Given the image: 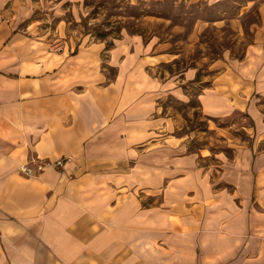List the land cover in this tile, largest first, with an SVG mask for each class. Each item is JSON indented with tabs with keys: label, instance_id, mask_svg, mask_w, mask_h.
I'll return each mask as SVG.
<instances>
[{
	"label": "crops",
	"instance_id": "0c3cea01",
	"mask_svg": "<svg viewBox=\"0 0 264 264\" xmlns=\"http://www.w3.org/2000/svg\"><path fill=\"white\" fill-rule=\"evenodd\" d=\"M79 3L0 0V264H264V0L244 2L261 24L210 88L197 68L157 72L171 60L138 37L107 50L112 80L104 43L44 57L31 36L67 29ZM169 100L242 115L249 139L190 151ZM31 155L64 165L26 178Z\"/></svg>",
	"mask_w": 264,
	"mask_h": 264
},
{
	"label": "rangeland",
	"instance_id": "374dc122",
	"mask_svg": "<svg viewBox=\"0 0 264 264\" xmlns=\"http://www.w3.org/2000/svg\"><path fill=\"white\" fill-rule=\"evenodd\" d=\"M245 1L210 6L206 1L188 0H80L75 18L68 17L67 29L56 33L52 30L56 23H42L40 28L46 31L40 37H31L35 45L37 42L48 45L49 50L42 55L52 60L59 59L58 55L64 51L72 55L87 47L106 44V50L99 56L105 70L101 66L95 70L97 74L104 71L108 80L114 78L115 71L107 67V50L116 43H129L138 37L145 45L155 43L158 48L155 51L148 48L146 52L164 53L171 60L156 68L157 72L181 73L197 68L198 78L203 81L201 86L210 88L225 68H221L223 61L242 58L247 45L254 40V30L261 24L257 7L248 11L244 8ZM165 113L175 117L171 134L193 138L190 151L208 148L230 155L235 141L249 139L248 131L243 129L248 123L242 115L224 122L208 121L202 117L195 100L188 107L169 100Z\"/></svg>",
	"mask_w": 264,
	"mask_h": 264
},
{
	"label": "built area",
	"instance_id": "2783aa9c",
	"mask_svg": "<svg viewBox=\"0 0 264 264\" xmlns=\"http://www.w3.org/2000/svg\"><path fill=\"white\" fill-rule=\"evenodd\" d=\"M63 165V159L51 162L37 155H31L25 163L19 166L18 171L23 177L39 178L48 168H60Z\"/></svg>",
	"mask_w": 264,
	"mask_h": 264
}]
</instances>
